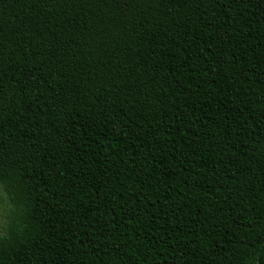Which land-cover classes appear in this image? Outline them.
Segmentation results:
<instances>
[{"label": "trees", "instance_id": "trees-1", "mask_svg": "<svg viewBox=\"0 0 264 264\" xmlns=\"http://www.w3.org/2000/svg\"><path fill=\"white\" fill-rule=\"evenodd\" d=\"M0 264H264V0H0Z\"/></svg>", "mask_w": 264, "mask_h": 264}, {"label": "rangeland", "instance_id": "rangeland-1", "mask_svg": "<svg viewBox=\"0 0 264 264\" xmlns=\"http://www.w3.org/2000/svg\"><path fill=\"white\" fill-rule=\"evenodd\" d=\"M11 205L6 197V194L0 190V231L6 222L7 216L10 212Z\"/></svg>", "mask_w": 264, "mask_h": 264}]
</instances>
